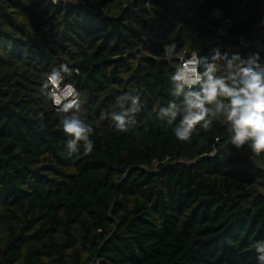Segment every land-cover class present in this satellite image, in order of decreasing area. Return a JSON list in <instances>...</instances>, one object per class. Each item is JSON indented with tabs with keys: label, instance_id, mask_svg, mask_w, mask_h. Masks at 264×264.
Returning <instances> with one entry per match:
<instances>
[{
	"label": "trees",
	"instance_id": "16d2710c",
	"mask_svg": "<svg viewBox=\"0 0 264 264\" xmlns=\"http://www.w3.org/2000/svg\"><path fill=\"white\" fill-rule=\"evenodd\" d=\"M70 1L0 0V264H259L264 153L236 149L223 114L189 142L174 132L182 113H158L182 104L170 83L182 52L264 64V0ZM61 64L89 154L69 151L73 113L41 92ZM125 95L140 111L121 132L111 114L118 98L131 107Z\"/></svg>",
	"mask_w": 264,
	"mask_h": 264
},
{
	"label": "clouds",
	"instance_id": "9594fccd",
	"mask_svg": "<svg viewBox=\"0 0 264 264\" xmlns=\"http://www.w3.org/2000/svg\"><path fill=\"white\" fill-rule=\"evenodd\" d=\"M261 23L264 24V20ZM165 53L172 57L174 45H165ZM260 60L259 53H252L245 59L238 53L222 55L219 48L212 49L211 57L195 54L187 60L181 57V66L172 75L170 83L173 97L182 96V104L170 102L167 108L160 109L159 118H167L171 124L182 113L174 128L175 136L180 141L190 142L198 124L208 130L212 118L223 114L229 125L231 144L238 150L248 145L255 156H260L264 153V64ZM218 61L223 62L224 75H217ZM72 72L67 64L53 69L43 81L41 92L60 112L73 113L61 118L63 132L71 138L67 143L69 151H77L83 142L85 154H89L93 150V142L89 139L93 129L74 114V110L80 109L78 93L71 84L61 87L65 74L71 76ZM124 98L131 99V107L125 109L118 98L122 111L111 114L121 132L135 123L130 114L140 111L138 96L125 95ZM40 116L42 118L43 114ZM256 251L259 264H264V241L257 243Z\"/></svg>",
	"mask_w": 264,
	"mask_h": 264
},
{
	"label": "built area",
	"instance_id": "2783aa9c",
	"mask_svg": "<svg viewBox=\"0 0 264 264\" xmlns=\"http://www.w3.org/2000/svg\"><path fill=\"white\" fill-rule=\"evenodd\" d=\"M255 44H256V46L258 47V49L264 53V46H263L262 44L258 43V42H256ZM174 53H175V49H174ZM173 55H174V54H173ZM181 57H183L185 60L191 58V57H186V53H185V52H182V53H181ZM181 57H180V60H181ZM169 58H170V59H174L173 56H172V57H169ZM64 84H69V83H64V82H63V84H61V87H63ZM72 86H73V85H72ZM73 87H74V86H73ZM74 88H75V87H74ZM75 89H76V88H75ZM76 92H77V90H76ZM78 99H79V96H78ZM79 102H80V99H79ZM54 106H55V105H54ZM55 107H56V109L59 111L58 107H57V106H55Z\"/></svg>",
	"mask_w": 264,
	"mask_h": 264
},
{
	"label": "water",
	"instance_id": "95a60500",
	"mask_svg": "<svg viewBox=\"0 0 264 264\" xmlns=\"http://www.w3.org/2000/svg\"><path fill=\"white\" fill-rule=\"evenodd\" d=\"M57 4L58 5H62V4H65L66 6H78L74 3H72L70 0H56Z\"/></svg>",
	"mask_w": 264,
	"mask_h": 264
}]
</instances>
